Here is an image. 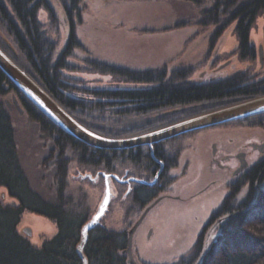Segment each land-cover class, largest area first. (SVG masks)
I'll use <instances>...</instances> for the list:
<instances>
[{
    "label": "trees",
    "instance_id": "obj_1",
    "mask_svg": "<svg viewBox=\"0 0 264 264\" xmlns=\"http://www.w3.org/2000/svg\"><path fill=\"white\" fill-rule=\"evenodd\" d=\"M201 1L198 3L201 4ZM57 2L65 11L63 22L69 30L67 44L61 53L57 55L58 42L50 37L40 18V12L45 10L50 27L56 34L59 33L61 22L47 0H0V23L14 46L0 43V48L75 120L99 136L109 139L134 137L162 128V124L167 127L264 96V79L257 80L249 72L240 71L217 82L197 84L190 81L193 74L190 67L171 71L131 70L89 56L80 58L77 51L85 49L76 32L83 22V0ZM206 2L209 8H200L197 23L205 28L216 27L210 36V49L213 51L226 29L234 26L237 40L235 55L242 62L256 61L257 50L251 40V31L258 18L264 15V0ZM83 73L108 76L118 84L141 88L81 86L82 79L75 78L74 74ZM9 93L16 94L13 97L20 102L24 114L38 125L49 150V159L60 163L53 166L56 172L50 181L52 189L44 190L42 183L46 176L42 177V181L27 173L14 118L6 105L0 102V189H5L4 194L17 202L5 204L0 197V264H84L78 245L82 229L95 211L83 206L81 200L67 191V170L73 157L92 171L120 178L125 175L132 177L134 170L141 169L142 174L137 178L150 181L160 171V162L165 164V170L154 186L132 183L128 189V185L112 181L119 189V198L128 202L127 227L123 231L109 229L103 225V218L101 224L89 232L83 249L87 264H133L126 253L130 230L145 210L180 179L176 175L171 176V172L180 166L179 152L167 149L169 142L179 138L155 145L153 155L150 147L119 151L96 149L60 129L0 70V97ZM158 113L165 114V117L151 122L152 126L145 124L136 129L126 126L131 119ZM177 114L184 116L170 122L169 119L178 118L172 117ZM112 119H116V124L123 128H109L106 123ZM234 123L264 130V114ZM99 181L104 183L103 176ZM263 185L264 155L243 174L239 182L228 187L229 194L198 234L191 251L169 264H264ZM25 212L54 221L57 234L42 246H34L18 231ZM136 263L142 264L138 260Z\"/></svg>",
    "mask_w": 264,
    "mask_h": 264
},
{
    "label": "rangeland",
    "instance_id": "obj_2",
    "mask_svg": "<svg viewBox=\"0 0 264 264\" xmlns=\"http://www.w3.org/2000/svg\"><path fill=\"white\" fill-rule=\"evenodd\" d=\"M198 1L83 0V22L77 27L76 34L85 50L77 51V55L80 58L89 56L91 59L131 70L166 69L171 71L190 67L193 69L190 81L197 84L223 80L240 71L249 72L257 80L264 79V51L263 65L260 62V47L264 44V15L258 18L251 31V40L257 50V60L252 63L242 62L235 55L237 40L234 35V26L226 29L213 51L210 49V36L216 27L205 28L197 22L200 20L202 10L200 8H209L206 1L211 2V0H202L201 4ZM50 3L61 22L59 33L56 34L50 27L45 10L40 12V18L50 37L58 42V55L67 44L69 30L63 22L65 11L61 9L57 0H50ZM0 43L6 44L5 46L11 44L1 23ZM11 46L14 48L12 44ZM74 76L82 79L81 86L90 88H141V86L118 84L108 76L85 73L74 74ZM14 95L16 94L9 93L5 97H0V102L8 108L6 101L12 103ZM10 111L14 118L19 149L27 173L36 180L38 178L42 180V177L46 176L45 181L42 180L43 183H41L47 191V188H51L50 181L55 177L56 168L53 166H57L60 162L53 163L52 159H49V150L38 125L27 114L21 115L14 105ZM183 116L177 114L172 116L178 117L177 119H169L171 116L168 119L171 120L170 122H175ZM164 117L165 114L158 113L140 119H131L126 126L128 129H136L145 124L152 126L151 122ZM116 123H118L117 120L112 119L106 125L109 128H123ZM160 127L162 128L158 127L154 131L166 128L163 124ZM177 138L181 141L178 139L169 142L167 149L173 150V146L183 148L182 155L179 156L180 166L171 172V176L176 175L180 179L169 189V198L161 200L162 202L154 206L134 235L133 255L142 264H169L187 255L194 247L198 234L229 194L228 184L236 177L241 179L242 176L239 174L244 171V169L240 170L235 176L227 174L222 161H219L223 152V156L226 152L230 154H237L241 150L244 153L247 152L250 166L258 163L264 155L258 150L264 146V130L248 128L243 124L233 123L209 128ZM213 156L220 158L216 160ZM71 159L72 162L67 170V191L81 200L83 206L92 212L95 211L94 215L105 195V183L99 181L102 174L86 168L74 157ZM229 161L231 168L236 169L237 160L233 158ZM141 174V169L131 173L132 178L136 179H139L137 177ZM96 176L99 178L94 180ZM127 178L131 177L129 175L122 177V179ZM131 185L132 183L128 185V189ZM5 191L0 189V197L4 203L17 204L16 200L4 194ZM112 192L114 196L104 217L103 225L112 230L123 231L127 227L125 219L128 202L124 200L125 198H119V189L114 182ZM244 194L245 191L242 196ZM18 231L34 246L40 247L57 234L58 228L54 221L46 217L25 212Z\"/></svg>",
    "mask_w": 264,
    "mask_h": 264
},
{
    "label": "water",
    "instance_id": "obj_3",
    "mask_svg": "<svg viewBox=\"0 0 264 264\" xmlns=\"http://www.w3.org/2000/svg\"><path fill=\"white\" fill-rule=\"evenodd\" d=\"M262 58L263 47H260V62L263 65ZM0 70L8 77V79L18 88L20 92L23 93V95L31 103H33L50 120L57 124L60 129L67 132L69 135H71L78 141L100 150L119 151L135 149L139 147H150L151 153L153 155V147L162 142L172 140L174 138L194 133L197 131L214 128L216 126L264 114L263 96L215 112L194 117L174 124L172 126H168L166 128L135 138L109 139L93 133L92 131L81 125L77 120H75L39 84H37L24 70H22L1 48ZM6 104L10 110H12V106L14 105V107L19 111L21 115L24 114V110L16 97H13L12 103L10 101H6ZM259 150L260 152H262L263 148H260ZM246 166L247 165L244 164L239 169V171L245 169ZM161 171L157 174L154 181L152 182H147L132 177L122 179L117 175L102 173L105 183L104 199L99 208L96 210V213L83 227L81 242L78 246V252L82 256L84 264H87V260L83 255V249L88 241V234L90 231H92L98 225L101 224V221L109 210L111 200L114 196V193L112 192V181L115 180L120 184L128 185H130L131 183H138L147 186H154L158 181ZM98 178L99 177L96 176L94 180H97ZM159 202L160 199L155 201L153 205L147 208L129 232V244L126 253L129 256L130 262L133 264H137L132 252L134 234L136 233L137 229L142 224L148 213L151 211V209L154 208V206H156Z\"/></svg>",
    "mask_w": 264,
    "mask_h": 264
},
{
    "label": "flooded vegetation",
    "instance_id": "obj_4",
    "mask_svg": "<svg viewBox=\"0 0 264 264\" xmlns=\"http://www.w3.org/2000/svg\"><path fill=\"white\" fill-rule=\"evenodd\" d=\"M47 1H49L50 2V0H47ZM263 47V46H262ZM261 80V79H260ZM217 81H220V80H214V81H211V82H217ZM211 82H209V83H211ZM206 84H208V83H206ZM180 139V138H179ZM183 140V139H182ZM179 141H181V139L179 140ZM173 145V144H172ZM179 145H181V146H183L182 144H179ZM174 148H173V151L174 150H176L177 152H179V155H182L181 153H182V149L183 148H181V147H178V146H173ZM257 149H258V145H257V147H256ZM261 148H263L264 149V146H262ZM170 149V148H169ZM259 150V149H258ZM260 152V151H259ZM263 152V151H262ZM262 152H260V153H262ZM224 153V152H223ZM223 153L221 154L222 156H221V159H219L220 157H215V156H213V157H215V159L217 160V159H219V161L221 160L222 161V165H223V168H225L226 169V171L228 172H223V173H227V174H231L232 176H235L236 174H238L239 173V169L244 165V164H246L247 166H248V168H247V166H246V168L244 169V171H242L241 172V174H239V176H243V174L246 172V171H248L252 166H250V163H249V160H248V153L247 152H243V150H241V151H239L237 154H230V153H228V152H226L225 153V155L223 156ZM246 157H247V160H246ZM233 158H235V160H237V162H238V166H237V168L236 169H232L231 168V166L229 165V163L228 162H230L229 160H233ZM160 166H161V169H162V171H161V169H160V171H161V174L164 172V170H165V164L163 163V162H160ZM159 171V172H160ZM158 172V173H159ZM157 173V174H158ZM161 174H160V176H161ZM157 176V175H156ZM155 176V177H156ZM160 176H159V178H160ZM159 178H158V180H159ZM155 179V178H154ZM240 181V177L239 178H235L234 180H232L229 184H228V186H227V189H228V187L229 186H233L235 183H237V182H239ZM158 182V181H157ZM157 184V183H156ZM170 191V190H169ZM168 191V192H169ZM228 191V190H227ZM168 192L164 195V196H162V198H160V201L162 200H165V199H167V198H169V196H168ZM161 201V202H162ZM216 222H219V221H216ZM215 222V223H216ZM133 253H134V246H133Z\"/></svg>",
    "mask_w": 264,
    "mask_h": 264
},
{
    "label": "bare ground",
    "instance_id": "obj_5",
    "mask_svg": "<svg viewBox=\"0 0 264 264\" xmlns=\"http://www.w3.org/2000/svg\"><path fill=\"white\" fill-rule=\"evenodd\" d=\"M232 123H234V122H232ZM229 124V123H228ZM217 127V126H216ZM195 133V132H194ZM191 134V133H190Z\"/></svg>",
    "mask_w": 264,
    "mask_h": 264
}]
</instances>
